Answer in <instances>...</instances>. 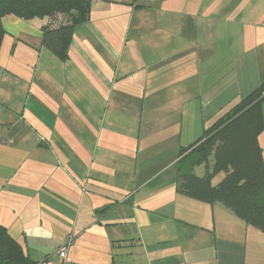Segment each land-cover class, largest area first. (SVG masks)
Masks as SVG:
<instances>
[{
    "label": "crops",
    "instance_id": "crops-1",
    "mask_svg": "<svg viewBox=\"0 0 264 264\" xmlns=\"http://www.w3.org/2000/svg\"><path fill=\"white\" fill-rule=\"evenodd\" d=\"M45 22L1 20L9 235L36 264H264L263 234L178 193L175 170L154 175V161L139 158L160 151L174 166L259 87L264 0L94 1L65 61L41 45ZM261 114L264 123V99ZM257 143L264 165V130ZM69 239L63 260L56 251Z\"/></svg>",
    "mask_w": 264,
    "mask_h": 264
},
{
    "label": "trees",
    "instance_id": "trees-1",
    "mask_svg": "<svg viewBox=\"0 0 264 264\" xmlns=\"http://www.w3.org/2000/svg\"><path fill=\"white\" fill-rule=\"evenodd\" d=\"M94 1L111 0H0V47L5 31L1 20H45L41 45L59 60L68 59L75 29L89 19ZM264 80L227 113L180 150L175 163L176 191L205 204H221L238 219L264 235V165L258 136L264 130L261 103ZM212 161V164L210 162ZM204 166V175L192 170ZM222 175L218 183L212 180ZM0 264H36L22 245L0 225Z\"/></svg>",
    "mask_w": 264,
    "mask_h": 264
},
{
    "label": "rangeland",
    "instance_id": "rangeland-1",
    "mask_svg": "<svg viewBox=\"0 0 264 264\" xmlns=\"http://www.w3.org/2000/svg\"><path fill=\"white\" fill-rule=\"evenodd\" d=\"M161 115H164L163 113H160ZM185 114L188 115V108L185 109ZM156 119L157 121H159L160 123L163 122V120H165V117L164 116H160V117H157V118H154ZM190 128V127H189ZM191 132V137H193V135L195 134L194 132V128H190L189 130ZM188 130H185L184 131V136H188L190 134ZM186 145V144H184ZM139 158L140 159H148V163L150 161H154L153 164L147 168V172H150L152 174H156V173H162V172H167L169 174H173L174 173V167L173 164H174V161H173V156H171L170 158H164L162 159V154L160 151H155L153 152L152 156H146V157H143V154H139ZM210 164H212V161L210 162ZM175 178V177H174ZM174 178L172 180H174ZM222 178V175H219V176H216V178L213 180V184H216L218 183L219 180H221Z\"/></svg>",
    "mask_w": 264,
    "mask_h": 264
},
{
    "label": "built area",
    "instance_id": "built-area-1",
    "mask_svg": "<svg viewBox=\"0 0 264 264\" xmlns=\"http://www.w3.org/2000/svg\"><path fill=\"white\" fill-rule=\"evenodd\" d=\"M70 242L71 241L69 239L67 243H65L63 246H60L56 251L57 256H59L63 260L66 258L67 248L69 247Z\"/></svg>",
    "mask_w": 264,
    "mask_h": 264
}]
</instances>
